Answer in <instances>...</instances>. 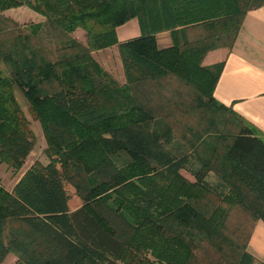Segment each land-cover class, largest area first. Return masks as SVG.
<instances>
[{"label": "trees", "instance_id": "obj_1", "mask_svg": "<svg viewBox=\"0 0 264 264\" xmlns=\"http://www.w3.org/2000/svg\"><path fill=\"white\" fill-rule=\"evenodd\" d=\"M262 4L0 0V159L19 168L34 145L15 86L48 144V161H34L0 194V262L12 250L26 264H253L264 137L213 97L223 62L203 60L231 48L247 10ZM20 6L43 20L4 14ZM134 18L140 34L119 41L117 27ZM164 31L171 44L160 47ZM113 46L122 83L96 55ZM174 138L187 154L168 148ZM65 179L83 200L74 210ZM14 220L31 237L23 250L5 245Z\"/></svg>", "mask_w": 264, "mask_h": 264}, {"label": "crops", "instance_id": "obj_2", "mask_svg": "<svg viewBox=\"0 0 264 264\" xmlns=\"http://www.w3.org/2000/svg\"><path fill=\"white\" fill-rule=\"evenodd\" d=\"M156 37L160 47L171 44L168 31L160 32ZM221 61L223 67L214 86L213 97L230 107L259 136L264 137V4L247 10L231 48L220 47L209 51L203 64L211 65ZM216 181L217 185V178ZM247 250L255 258L253 264L264 263V221L261 219L253 225Z\"/></svg>", "mask_w": 264, "mask_h": 264}, {"label": "rangeland", "instance_id": "obj_3", "mask_svg": "<svg viewBox=\"0 0 264 264\" xmlns=\"http://www.w3.org/2000/svg\"><path fill=\"white\" fill-rule=\"evenodd\" d=\"M6 16H9L15 19L20 24H29L31 22H40L43 20V17L30 10L26 6L13 7L4 11ZM117 38L119 41L128 39L131 36L137 35L140 33V28L137 20L131 19L128 22L118 26L117 28ZM104 52V53H103ZM97 54L98 59L100 60L103 68L110 74V76L120 83L123 82V69L120 62L119 55H117V48L113 47L111 50L103 51ZM218 63V62H216ZM14 93L16 100L19 103L21 109L27 120L29 121V128L31 129L34 137V145L27 156L26 160L19 168H13L8 165L6 162L0 159V194L2 192H10L15 184V182L20 178L24 171L36 160L46 163L48 161L45 149L47 147V138L44 132V129L40 122L34 119L28 111V102L24 97L23 93L18 87H14ZM168 148L177 156H182L188 153V148L186 145L179 139L174 138L171 143H169ZM191 163H187L189 167ZM183 175L191 176L188 172L182 171ZM207 182L209 187L213 190L220 191L219 186L216 185V176L213 172H209L207 176ZM64 186L67 190L69 196V208L74 210L83 204V200L80 197L77 189L70 183V181L64 180ZM26 230L22 223L18 220L9 222L5 226V245L7 246V239H13L14 245H10L11 248H18L23 250L25 246L30 242V235L25 232ZM12 231V232H11ZM27 233V234H26ZM17 236V237H16ZM8 247V246H7ZM254 263V262H253ZM0 264H26L23 260H20L16 253L12 250L8 251L4 256ZM57 264H61L57 260ZM120 264V263H118Z\"/></svg>", "mask_w": 264, "mask_h": 264}]
</instances>
